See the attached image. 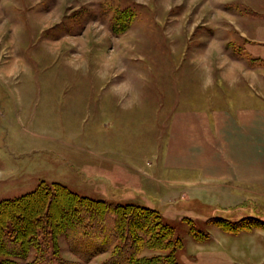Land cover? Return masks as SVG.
Segmentation results:
<instances>
[{"label":"rangeland","instance_id":"obj_1","mask_svg":"<svg viewBox=\"0 0 264 264\" xmlns=\"http://www.w3.org/2000/svg\"><path fill=\"white\" fill-rule=\"evenodd\" d=\"M259 96L264 0H0V201L60 182L157 209L182 240L180 264H264V226L232 233L210 220L264 218V202L218 206L217 191L165 159L176 112ZM59 244L68 264L108 255Z\"/></svg>","mask_w":264,"mask_h":264},{"label":"trees","instance_id":"obj_2","mask_svg":"<svg viewBox=\"0 0 264 264\" xmlns=\"http://www.w3.org/2000/svg\"><path fill=\"white\" fill-rule=\"evenodd\" d=\"M128 24L119 16L111 29L120 33ZM210 220L232 233L264 226L256 214ZM192 231L196 239L205 236ZM61 236L85 260L108 254L100 264H180L175 252L183 245L157 209L81 195L60 182H41L26 194L0 201V264L29 256L27 264H68L60 256ZM149 251L153 254L144 253Z\"/></svg>","mask_w":264,"mask_h":264},{"label":"crops","instance_id":"obj_3","mask_svg":"<svg viewBox=\"0 0 264 264\" xmlns=\"http://www.w3.org/2000/svg\"><path fill=\"white\" fill-rule=\"evenodd\" d=\"M168 134L166 164L200 176L198 188L217 191L218 206H243L247 197L264 202L263 98L233 110L178 111Z\"/></svg>","mask_w":264,"mask_h":264}]
</instances>
